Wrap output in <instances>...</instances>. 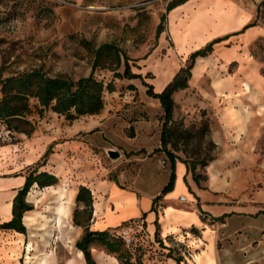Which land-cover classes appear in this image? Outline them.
<instances>
[{
	"label": "crops",
	"instance_id": "obj_1",
	"mask_svg": "<svg viewBox=\"0 0 264 264\" xmlns=\"http://www.w3.org/2000/svg\"><path fill=\"white\" fill-rule=\"evenodd\" d=\"M261 1L188 0L167 13L166 31L149 55L146 71L155 77L148 82L160 92L192 52L228 35L214 44L211 53L196 58L188 87L174 93V120L185 126L205 120L215 144L210 162L195 170L198 178L186 158L175 152L179 158L174 186L162 194L171 175L166 151L158 150L163 108L139 78L122 79L98 114L69 122L55 113L57 123L48 122L51 131L40 141L44 151L53 145V153L40 171L67 181L72 175L71 183L61 185L75 189L79 210L84 208L76 203L79 187L91 190L90 229L102 231L142 219L154 240L157 221L162 249L178 250L181 264H264V55L254 51L264 40V17L243 29L256 19ZM164 50L169 60L158 61ZM12 146L17 144L0 145V224L12 218L14 198L26 180L23 170L32 162L19 153L12 160ZM95 148L106 153L114 148L118 158L132 154L127 159L138 162V168L125 179L127 187L108 178ZM76 227L79 239L84 226ZM26 240L23 233L0 229V264H22ZM102 259L119 264L115 255ZM164 259L166 264H178L172 257Z\"/></svg>",
	"mask_w": 264,
	"mask_h": 264
},
{
	"label": "rangeland",
	"instance_id": "obj_2",
	"mask_svg": "<svg viewBox=\"0 0 264 264\" xmlns=\"http://www.w3.org/2000/svg\"><path fill=\"white\" fill-rule=\"evenodd\" d=\"M171 1L0 0V64L3 67L4 76L25 69L43 67L51 75H65L77 79L90 73L96 49L103 44H111L128 55L134 72L141 73L146 76L147 81H151L155 75L151 71H146V66L150 62L149 55L158 46L157 27L163 14L165 19H168L166 8ZM262 11L264 13V8ZM167 22L168 20H165L164 27ZM164 27L163 30L166 31ZM167 40L169 41L168 35ZM256 45L254 51L263 56L264 40ZM159 56L158 61L169 60L166 50L160 51ZM123 63L118 71L124 70ZM189 63L188 59L184 67ZM114 68L113 54L105 53L95 70V75L105 84L112 80L115 87L119 86L122 79L114 78ZM108 93L109 91L104 92V100L107 99ZM36 102V99H32L31 105L35 107ZM57 119V115L51 110L44 111L43 117L39 119L41 127L37 125V132L35 130L31 135L20 133L21 135L16 134L12 137L17 144V147L12 146L10 150L13 154L12 160L18 159L19 153L20 157L23 155L27 163L32 161L23 170L25 173L41 164V157L46 150H43L44 146L40 137L51 131L52 126H49L48 122L55 120L56 124ZM206 128L205 120L201 124L191 123L189 126H185L184 122L179 120L172 126L173 134L170 139L175 152L186 158L195 169L202 168L203 163L213 156L215 144L209 139ZM2 131L3 127L0 125V132ZM127 132L131 133V128H127ZM8 139L11 138L8 137ZM95 151L101 158L108 178L121 183L122 187H127V178L134 176L138 168V162L127 159L132 154L124 153L121 158L113 159L105 149L95 148ZM52 153L48 156L46 164ZM68 178L71 180L72 175ZM70 180L58 179L54 186L69 184ZM32 189L37 190L39 194L46 191V187L40 186H32L30 191ZM28 194L27 201L33 205V209H36L35 201L30 200ZM38 207L39 210H43V206ZM75 208L76 204L73 205V212ZM26 236L22 264H34L36 258L27 259L30 241L28 228ZM132 238V244L129 246L125 244V247L131 250L132 259L138 264L140 263L138 261H141V264H166L164 256L167 252L158 245L156 238L150 239L145 224L143 229L134 230ZM93 246L95 258L99 264H105L103 256L113 255L100 242H96ZM48 250H53L52 256L56 264H70L72 260L78 261L75 242L72 248H68L61 241H57L52 243ZM34 253L32 251L31 255L34 256ZM177 253L173 255L177 256ZM77 264H87L84 256Z\"/></svg>",
	"mask_w": 264,
	"mask_h": 264
},
{
	"label": "trees",
	"instance_id": "obj_3",
	"mask_svg": "<svg viewBox=\"0 0 264 264\" xmlns=\"http://www.w3.org/2000/svg\"><path fill=\"white\" fill-rule=\"evenodd\" d=\"M188 0H172L166 8V12L173 8L184 4ZM264 0L257 7V17L251 23L244 26L243 29L250 27L259 19H263ZM165 15L161 16L160 22L156 31V38H159L163 31ZM228 35L218 37L208 42L204 47L190 54V63L186 67H182L173 77V79L165 86V88L157 92L154 85L146 80V76L141 73L134 72L131 68L130 58L125 53L117 50L111 44H103L95 51V59L91 71L86 76H81L73 79L65 75H51L43 67H34L16 72L11 75L4 76L3 67L0 64V125L3 131L0 132V145L6 143H14L13 136L23 133L31 135L37 128L38 118L43 117L44 111L51 110L53 113L63 115L69 122L86 116L100 113L104 106V92L114 91L116 87L111 80L107 84L100 80L95 75V70L101 62V58L105 53H112L115 61L114 78H139L147 87L149 96L159 99L163 108L162 118L164 119L161 143L158 150H165L169 157L171 165L170 180L164 187L162 194H165L173 189L175 181V164L179 156L175 153L172 146L171 135L172 126L177 124L174 120V93L180 89L188 87V81L191 77V70L195 64L197 57H204L212 52L214 44L226 39ZM124 62V63H123ZM122 63L124 70L118 71ZM134 89V85H129ZM36 99V105H31V100ZM206 124V132L208 134V125ZM11 138V139H8ZM11 141V142H10ZM53 151V145H49L42 155V162L39 167H35L30 172H26V180L22 188H20L13 201L12 218L9 221L0 224V229L14 230L23 234H27V227L24 224L23 218L27 211L33 209V205L27 201L26 197L30 188L34 185L47 187L58 182V177L48 171H40V167L44 166L48 161V156ZM154 150V152H156ZM212 157L203 163L205 167ZM164 161V160H163ZM166 162V161H164ZM190 169L196 175L195 168L189 164ZM156 197L155 200H157ZM154 200V202H155ZM76 203H82L84 208L79 210L77 207L73 212V221L75 225H83L84 231L75 243L77 250L82 251L87 264H97L93 254V245L100 242L105 245L107 251L116 256L119 264H138L132 259L131 250L125 247L123 239L117 235V231L123 225L134 224L135 220H130L120 226L106 230H92L88 227V223L92 218L93 211V195L91 190L81 185L76 196ZM155 207H153V210ZM145 217V213L143 218ZM145 224V223H144ZM157 230L155 238L161 248H165L163 242L158 237V223L156 221ZM195 230V229H192ZM167 257L176 259L178 264H181L182 257L173 255L170 249ZM139 264H141V261Z\"/></svg>",
	"mask_w": 264,
	"mask_h": 264
},
{
	"label": "bare ground",
	"instance_id": "obj_4",
	"mask_svg": "<svg viewBox=\"0 0 264 264\" xmlns=\"http://www.w3.org/2000/svg\"><path fill=\"white\" fill-rule=\"evenodd\" d=\"M74 194L75 189L66 185L47 186L42 194L35 189L29 192L28 197L35 201L37 208L27 211L23 221L30 230L27 259L36 258L34 264H56L53 250H48L52 243L61 241L65 247H73L80 233L72 222ZM38 206H43V210H39ZM82 256V251L77 250L78 261L72 260L70 264H77Z\"/></svg>",
	"mask_w": 264,
	"mask_h": 264
},
{
	"label": "built area",
	"instance_id": "obj_5",
	"mask_svg": "<svg viewBox=\"0 0 264 264\" xmlns=\"http://www.w3.org/2000/svg\"><path fill=\"white\" fill-rule=\"evenodd\" d=\"M57 1L61 2V0H57ZM161 162L164 163L163 160ZM183 199L184 198L181 197V200ZM143 225H144V221L142 219L135 220L134 224L121 226V228L117 231V235H119L123 239L124 243L129 246L133 242L132 237L134 230L136 228L143 229Z\"/></svg>",
	"mask_w": 264,
	"mask_h": 264
},
{
	"label": "water",
	"instance_id": "obj_6",
	"mask_svg": "<svg viewBox=\"0 0 264 264\" xmlns=\"http://www.w3.org/2000/svg\"><path fill=\"white\" fill-rule=\"evenodd\" d=\"M107 153H108V155H109L111 158H113V159L118 158L119 155H120L119 151L116 150V149H114V148L109 149V150L107 151Z\"/></svg>",
	"mask_w": 264,
	"mask_h": 264
}]
</instances>
